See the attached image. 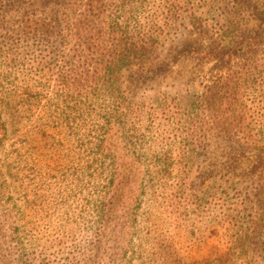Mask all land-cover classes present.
Wrapping results in <instances>:
<instances>
[{
    "label": "rangeland",
    "instance_id": "374dc122",
    "mask_svg": "<svg viewBox=\"0 0 264 264\" xmlns=\"http://www.w3.org/2000/svg\"><path fill=\"white\" fill-rule=\"evenodd\" d=\"M254 2L131 0L127 40L144 46L147 55L134 60L135 76L123 69L112 83L91 56L87 70L95 79L83 92H71L75 104H60L68 121L60 123L55 147L35 152L24 143L10 147L6 169L25 180L22 187L39 181L40 197L20 199L13 211L0 212L6 234L15 232L12 240H0L4 264H71L97 238L101 249L86 261L107 264L113 235L99 225L100 210L121 163L135 175L140 207L119 264H264V47L247 58L211 53L237 50L245 35L253 36ZM237 12L241 37L229 45L222 35ZM14 39L22 58L8 60L6 73L23 75L46 103L66 63L58 57L50 64L46 42ZM61 48L58 56L73 54L71 44ZM50 68V80L42 79ZM72 108L81 112L79 118L73 119ZM107 119V140L96 162L87 165L88 149L77 148L75 135L68 134L79 127L87 143L92 129ZM37 123L29 120L24 132ZM117 135L127 140L119 138L123 149L110 151L108 138Z\"/></svg>",
    "mask_w": 264,
    "mask_h": 264
},
{
    "label": "trees",
    "instance_id": "16d2710c",
    "mask_svg": "<svg viewBox=\"0 0 264 264\" xmlns=\"http://www.w3.org/2000/svg\"><path fill=\"white\" fill-rule=\"evenodd\" d=\"M254 1L251 19L255 22L256 28L249 33L253 36L245 35L240 42L242 47L237 50L231 46L228 50H212L211 53L221 56L225 54L228 59L236 55H239L238 58L243 56L247 58L248 52L264 47V0ZM133 13L131 0H0V212L13 211L15 201L20 202V199L25 200L31 197L32 200H26V202H32L40 197L37 192L39 181L34 187L32 184L22 187L25 180L19 178L21 176H17L19 179L15 177L12 174L13 169H6L10 165L4 164L9 162V157L12 158L9 156L10 147H15L16 142L27 145L30 152H35L39 147L43 149L55 147L62 134L60 131L63 127L60 123L68 121L58 111L62 108L60 104L65 101L69 104L73 103L74 98L71 92H83L88 87V83L95 79V74L87 70L89 67L87 60L94 56L96 62L101 65L99 71L107 75L108 81L111 80L112 83L119 80L123 69L129 76H135L134 60L142 61L147 55L144 46H136L135 42L128 43L127 38L130 34L127 24L130 21L127 18L132 17ZM240 14V12L236 13V22L228 19L231 30H227L222 35L223 42L229 45L233 37H241L239 33L242 32L243 24ZM14 37L19 41L32 43L43 41L50 44L53 55L50 64L52 65L58 57L64 59L66 63L67 72L58 71L54 79L55 94L53 98H47L46 103L42 102L41 94L27 85L22 78L23 75L12 77L6 73L8 68L5 65H8V60L12 63L22 58ZM62 44H71L73 54L67 58L58 56L56 51L62 49ZM186 52L188 51L185 50L182 53ZM50 71L52 68L40 77L50 80L52 77L49 74ZM160 71L163 70L160 69ZM20 73L22 74V71ZM116 96L118 98L120 93ZM72 110L76 113L73 114V119L81 116L77 108ZM32 118H37L39 123L33 130L24 132L25 124ZM110 125L111 121L107 119L103 125L92 129L93 139L87 143L82 140L83 134L79 127L68 134L75 135V140L79 143L77 148L88 149L90 159L87 165L96 162L98 155L96 152L106 142ZM64 132L67 130L64 129ZM129 137H133V131ZM119 138L125 141L127 135L108 138L110 151L117 152L123 149V146L119 145ZM12 154L13 152L10 155ZM261 159L264 161V156ZM126 166L125 163H121L117 172L111 175L108 182L110 196L107 204L100 210L99 225L107 229L110 227L113 235V252L109 255L107 264H119L123 257L121 248L126 241L125 237L132 235L131 231L138 223L139 194H135V175ZM30 187L31 190H29ZM19 189L21 191L18 193ZM0 219L3 221V216H0ZM1 220L0 240L6 241L7 238L8 241L12 240L15 232H11L8 236ZM101 241L97 238L92 250L88 251L89 254L87 252L78 255L79 259L77 261L74 259L71 264H88L87 258H93L97 250L101 249ZM240 246H244V243L241 242ZM158 249L162 254V250ZM90 261L94 262V259ZM3 262L0 258V264H4ZM163 262L166 264L164 260Z\"/></svg>",
    "mask_w": 264,
    "mask_h": 264
}]
</instances>
